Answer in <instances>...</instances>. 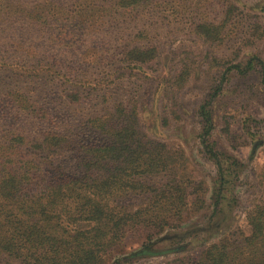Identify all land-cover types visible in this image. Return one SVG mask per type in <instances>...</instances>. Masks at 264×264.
<instances>
[{
  "label": "rangeland",
  "instance_id": "374dc122",
  "mask_svg": "<svg viewBox=\"0 0 264 264\" xmlns=\"http://www.w3.org/2000/svg\"><path fill=\"white\" fill-rule=\"evenodd\" d=\"M110 8L109 0H0V59L10 63L0 60V142L13 133L35 138L48 126L20 112L6 97L9 89H28L30 100L52 111L54 125L78 132L86 142L100 139L86 125L89 115L100 114L115 101L135 104L140 131L164 145L165 166L144 178L143 191L136 188L118 194L110 204L134 212L146 205L155 195L152 188L158 187L155 215L164 219V228L157 232L132 227L117 237L106 233L104 225L98 233V225L81 222L86 221L83 216L73 224L61 218L57 230L63 238L49 232L51 228L46 232L61 239L55 242L56 256L48 252L54 263L41 257L25 263L20 254L17 259L4 252L0 264H71L80 245L84 250L92 247L95 264H194L220 238L232 235L240 240L237 228L246 232L245 214L264 203V0H156L127 15ZM82 18L91 22L82 27L83 32L76 30ZM42 22L65 27L62 40L49 42L51 30L41 29ZM207 22L221 26L216 39L217 30L212 32L210 42L193 32L194 25ZM31 33L35 36L27 39ZM14 41L22 51L12 54ZM148 45L157 50L152 62L133 71L120 66V53ZM84 57H93L96 64H86ZM249 60L254 67L245 73L227 70L234 64L244 68ZM39 61L49 64L30 75L14 70L23 69L13 62ZM61 69H73L71 83L59 78ZM180 71L177 82H165ZM73 86L84 91L93 86L95 96L84 104H70L64 95ZM201 104L212 117L213 127L204 136L212 152L205 150L201 137ZM65 158L66 173L79 174L81 170L72 167L78 153H67ZM232 161L237 174L228 178V189L234 201L223 209L225 221L210 228L217 222L215 218L208 221L217 187V162L223 167ZM168 186L171 191L180 188L189 193L181 213L170 210ZM73 205L74 201L66 207ZM147 235L152 238L148 240ZM146 243L154 250L175 243L186 247L135 259L129 256Z\"/></svg>",
  "mask_w": 264,
  "mask_h": 264
},
{
  "label": "trees",
  "instance_id": "16d2710c",
  "mask_svg": "<svg viewBox=\"0 0 264 264\" xmlns=\"http://www.w3.org/2000/svg\"><path fill=\"white\" fill-rule=\"evenodd\" d=\"M153 2L156 0H109L111 11L124 15L138 6ZM34 16L37 19V15ZM29 18H31L30 14ZM42 23L41 29L51 30L49 42L62 40L61 36L66 32L65 27L59 24L53 27L49 23ZM90 23L86 18H82L81 25L76 26V30L83 32L82 27ZM220 27L219 24L211 25L209 22L196 24L193 32L210 42L211 34L215 29L217 35L214 39L221 33ZM34 36V33H31L26 38L31 39ZM17 50L22 51L14 41L11 53L15 54L14 51ZM156 52L153 46H133L120 53L118 63L129 71L139 70L142 64L150 63L155 59ZM1 59L6 65L10 64L4 57ZM84 59L86 64H96V59L93 57H84ZM76 62L78 63L79 60L77 59ZM48 64L40 61L31 65L13 62V65L21 66L24 71L14 70L29 75L35 72L36 68ZM253 67L252 60H249L244 68L234 64L227 70L234 69L238 73H245ZM182 71L165 79V82L171 84L177 82L181 78ZM72 73L73 69H61L57 75L63 82L69 80L68 82L71 83L74 78ZM262 73L264 74V67ZM68 89L64 97L66 102L73 105L87 103L95 96L92 91L95 89L93 86L86 91L76 86ZM28 92V89L26 91L9 89L6 97L20 112L36 117L38 121L47 123L48 126L35 138L22 133H13L4 139V142H0V257L5 252L7 256L17 259L20 254L25 263L32 258L38 260L39 257L54 263V259L48 257V252L51 251L56 256L55 242L61 239L56 237L53 239L47 233L55 231L56 235L63 238L57 230L61 228L59 226L61 218L73 224L83 216L86 221L81 222L98 225L95 227L98 233H100L99 226L104 225L106 233L117 237L124 235L128 228L138 226L148 227V230L153 228L157 232L162 231L164 227L161 221L164 219H158L160 217L155 215L160 200L156 199V194L160 191L158 187L152 188L155 195L146 205L134 212L110 204L111 199L118 194H125L136 188L143 191L146 188L142 183L144 178L151 175L154 169L165 166L164 145L148 139L140 131L137 106L130 102L126 104L123 101H115L111 108H105L100 114L89 115L85 120L86 125L96 132L100 139L97 142H86L83 138L79 139L78 132L54 125L52 111L30 100ZM205 104H201L199 108L203 121V135H201L203 143L204 136H207L213 127L210 111ZM50 122L54 126L51 127ZM256 148L254 146L253 151ZM206 149L207 152L213 151L208 144L205 145ZM71 152L78 153L77 163L72 165L75 170L78 168L81 170L77 175L70 171L66 173L68 168L64 165L67 161L65 155ZM214 159L217 161L216 158ZM235 165L232 161L220 167L217 162L219 167L217 187L213 190L212 214L208 218V221L215 218L217 222L210 228L225 221L227 215L224 214L223 209L231 207L234 201V197L229 194L228 178L237 174ZM261 175L264 180V164ZM167 190L171 194H169L171 201H167L171 205L170 210L177 209L178 213H181L182 208L187 205L189 193L180 188L171 191L170 186ZM77 200L81 202L78 206ZM73 201L75 205L67 209V204L69 202L72 204ZM146 216L148 218L145 219ZM245 224L246 232L242 229L240 231V227L237 228L240 240L237 241V237L233 238L232 235L231 238H220L209 246L194 264H264V203L255 205L253 210L245 214ZM198 234L199 232L192 233L191 236L196 239ZM151 238V235H147L148 240ZM150 245L143 244L129 256L135 259L158 253L179 252L186 247V244L175 243L168 249L154 250ZM75 254V261H71V264H95L92 247L84 250L82 245L76 246Z\"/></svg>",
  "mask_w": 264,
  "mask_h": 264
}]
</instances>
